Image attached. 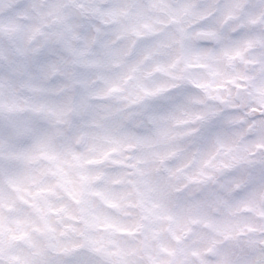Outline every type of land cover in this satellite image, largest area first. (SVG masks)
I'll return each mask as SVG.
<instances>
[{
    "label": "snow or ice",
    "instance_id": "obj_1",
    "mask_svg": "<svg viewBox=\"0 0 264 264\" xmlns=\"http://www.w3.org/2000/svg\"><path fill=\"white\" fill-rule=\"evenodd\" d=\"M0 264H264V0H0Z\"/></svg>",
    "mask_w": 264,
    "mask_h": 264
}]
</instances>
